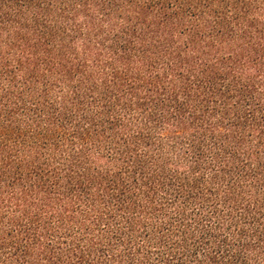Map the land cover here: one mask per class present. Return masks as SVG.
Returning <instances> with one entry per match:
<instances>
[{
    "label": "trees",
    "instance_id": "obj_1",
    "mask_svg": "<svg viewBox=\"0 0 264 264\" xmlns=\"http://www.w3.org/2000/svg\"><path fill=\"white\" fill-rule=\"evenodd\" d=\"M0 264H264V0H0Z\"/></svg>",
    "mask_w": 264,
    "mask_h": 264
}]
</instances>
